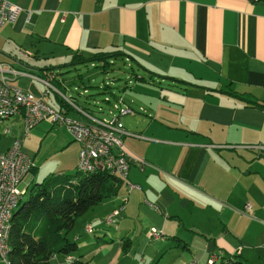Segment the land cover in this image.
Wrapping results in <instances>:
<instances>
[{
  "label": "crops",
  "instance_id": "1",
  "mask_svg": "<svg viewBox=\"0 0 264 264\" xmlns=\"http://www.w3.org/2000/svg\"><path fill=\"white\" fill-rule=\"evenodd\" d=\"M7 1L18 10L0 27V62L26 74L4 73L11 86L40 95L46 66L74 53L119 50L147 76L135 80L158 88L153 99L134 84L133 101L125 104L131 113L121 123L135 136L122 135L121 142L144 164L129 163L126 180L133 187L122 181L115 195L75 219L65 236L76 249L85 233L93 235L86 237L88 251L119 244L115 264H147L164 255L167 264H205L211 254L217 255L212 264L222 257L228 264L263 263L264 0ZM39 56L65 60L30 66ZM43 100L57 106L51 91ZM140 105L151 113H134ZM21 132L13 140H20L32 168L19 189L39 181L38 163L49 151L53 166L46 171L62 172L58 155L65 147L77 161L79 145L63 125L40 121ZM151 228L160 236L151 237ZM230 256L237 259L227 261ZM65 263V256L54 261Z\"/></svg>",
  "mask_w": 264,
  "mask_h": 264
},
{
  "label": "built area",
  "instance_id": "2",
  "mask_svg": "<svg viewBox=\"0 0 264 264\" xmlns=\"http://www.w3.org/2000/svg\"><path fill=\"white\" fill-rule=\"evenodd\" d=\"M17 10L18 8L7 0H0V27L5 22H11ZM4 73H10L13 77L26 75L0 62V119L20 114L23 121V134H26L31 126L40 121L61 124L68 131L71 139L79 145L76 170L104 169L125 182L127 189L134 186L126 180L129 163L132 161L141 167L144 162L137 157L130 158L121 142L122 135L135 136L124 130L120 120L121 115L131 113L129 107L126 105L118 107L117 104H113V108L116 109L115 114L112 113L109 117H96L76 105L69 96L64 95L44 78L40 79L44 90L40 95H35L11 86L8 82L9 78ZM49 91L60 100L57 106H52L43 100ZM118 101L122 102L120 99ZM68 111H74L81 118L69 117ZM31 168L32 162L22 152L20 140H13L9 147L0 153V260L5 264H8L5 251L9 220L13 209L24 193V190L18 188V184ZM248 209L249 206L246 204L243 211H248ZM116 213L117 209L108 214L105 218L106 222H112V216ZM84 230L90 232L91 227L86 225ZM150 236L157 238L160 232L151 228ZM216 258V254H211L207 257L205 264H212ZM72 260L73 258L69 255L65 256L66 263Z\"/></svg>",
  "mask_w": 264,
  "mask_h": 264
},
{
  "label": "trees",
  "instance_id": "3",
  "mask_svg": "<svg viewBox=\"0 0 264 264\" xmlns=\"http://www.w3.org/2000/svg\"><path fill=\"white\" fill-rule=\"evenodd\" d=\"M125 57L128 55L119 50L97 51L87 56L74 53L67 62L41 70L46 80L59 87L54 68L89 64L104 73L116 59L122 61ZM55 100L56 104L60 103L56 97ZM121 184V179L100 168L49 172L39 181L28 183L9 220L5 251L7 263L49 264L52 255L72 254L76 243L65 235L73 227L75 219L92 205L115 195ZM220 263L229 262L225 263L222 257ZM65 264L85 262L73 259Z\"/></svg>",
  "mask_w": 264,
  "mask_h": 264
},
{
  "label": "rangeland",
  "instance_id": "4",
  "mask_svg": "<svg viewBox=\"0 0 264 264\" xmlns=\"http://www.w3.org/2000/svg\"><path fill=\"white\" fill-rule=\"evenodd\" d=\"M35 58L36 59L29 62L30 66L42 64V62L55 64L65 60L58 58V56L48 57L47 60H42L41 56ZM54 72L55 77L60 80V86L58 89L64 95L69 96L76 105L89 111L96 117H109L112 113L115 114L116 109L113 108V104H117L118 107H120L127 104L126 102L130 100L133 101L134 95L136 94V89L133 87L134 84H136V87L138 88V93L144 92L147 97H152L153 99L158 97V88L152 86V84H147L151 83L150 81L142 82L134 79L135 75H142L144 77L147 76L141 69L137 68L134 62L129 60H115L104 73H101L98 68L92 67L89 64L86 66L75 65L74 67H57L54 68ZM79 78H81V81ZM23 79L24 78H18L17 80L22 81ZM153 80L155 81L154 85L157 84V80ZM35 84L38 89L41 90L43 88L40 83L36 82ZM119 99L122 102H119ZM47 100L50 102L52 101V94H49ZM135 110L136 112L134 113H151L142 105H140V110ZM67 115L76 119L81 118V116L74 111H69ZM126 115L129 114L121 115L120 120ZM60 125L61 124L54 123V127H59ZM22 126V120L18 114L12 115L7 119H0V150H3L8 144H10L14 137L22 136ZM4 128H8L7 133H3ZM50 153V151L45 153L40 163H38L39 166L37 167L34 180H40L43 174L50 171H46L45 168H51L53 166V164L50 163ZM58 156H62V158H60V166L63 167V169H61L62 171L71 172L76 169V161L74 164L70 161V157L72 155L67 147L61 149V153ZM46 158H49V163L46 162ZM40 165L46 166L41 167ZM111 234L114 235V233ZM86 237L92 238L93 235L81 233L78 236V239L82 240L79 242L77 241V249L73 252L74 255L81 254L80 257L81 260H83L82 262H85V264H110L106 262V259H110L112 260V264H115L119 261L120 255L123 251L117 242L102 245L99 248L98 253H95L94 249L89 251L86 249V246L90 244V241H88V238ZM146 239L148 243L155 242L150 240L149 236L148 238L146 236ZM55 256V258H50L49 264H54L55 260H60L63 257V255ZM228 258L232 259L231 256ZM165 259L166 255L162 256L160 259L154 256L147 261V264H167ZM235 259L237 258L234 257L232 260ZM0 264H4V262L0 260ZM252 264H264V262L261 263L259 261H253Z\"/></svg>",
  "mask_w": 264,
  "mask_h": 264
}]
</instances>
